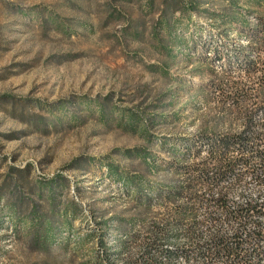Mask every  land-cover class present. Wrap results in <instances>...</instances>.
I'll list each match as a JSON object with an SVG mask.
<instances>
[{"label":"rangeland","instance_id":"rangeland-1","mask_svg":"<svg viewBox=\"0 0 264 264\" xmlns=\"http://www.w3.org/2000/svg\"><path fill=\"white\" fill-rule=\"evenodd\" d=\"M262 28L264 0H0V264H222L257 186L171 148L264 143Z\"/></svg>","mask_w":264,"mask_h":264},{"label":"built area","instance_id":"built-area-1","mask_svg":"<svg viewBox=\"0 0 264 264\" xmlns=\"http://www.w3.org/2000/svg\"><path fill=\"white\" fill-rule=\"evenodd\" d=\"M250 142L249 136L243 135V138L241 137L235 142L236 147L229 149L223 163L206 169L202 177V180L211 186L221 185L226 190L229 187H236L237 198H239L243 186L248 184L257 186L256 191L250 195V204L248 205L249 212L253 213V224L244 234L236 231L228 235L225 243L232 255L220 257L223 259V261L221 260L222 264H264V143H261L254 151ZM244 149L249 152L254 151L259 155L257 165L248 167L249 157H243L241 153L238 156L233 154ZM247 241L252 245L248 253L252 259L247 258L245 261L243 254L245 255L247 250L243 245Z\"/></svg>","mask_w":264,"mask_h":264},{"label":"trees","instance_id":"trees-1","mask_svg":"<svg viewBox=\"0 0 264 264\" xmlns=\"http://www.w3.org/2000/svg\"><path fill=\"white\" fill-rule=\"evenodd\" d=\"M242 28L241 32L248 31V34L251 32L250 29L247 27L244 29L243 21H240ZM259 35H264V29H260L258 31ZM260 40L264 41V37L260 38ZM250 69H254V65L250 67ZM253 130V127H252ZM244 134H237V135H200L198 137L188 138V139H176L174 140V144L171 148L173 155L177 157H198L203 150H207L208 154L211 157H216L219 162H223L224 158L226 157L227 152L230 148L236 147V141L240 140L241 137L243 138ZM172 139L168 141H164L169 143ZM235 144V145H234ZM206 171V168L203 169V173ZM125 186H128L126 184ZM218 246L216 247V254L218 257L232 255L230 249L227 247L226 243L223 240H219Z\"/></svg>","mask_w":264,"mask_h":264}]
</instances>
